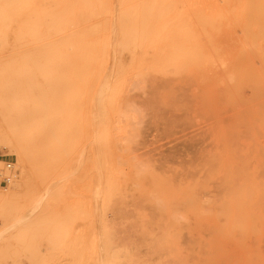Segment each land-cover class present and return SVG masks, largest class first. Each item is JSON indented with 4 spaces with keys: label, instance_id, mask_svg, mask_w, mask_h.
<instances>
[{
    "label": "rangeland",
    "instance_id": "374dc122",
    "mask_svg": "<svg viewBox=\"0 0 264 264\" xmlns=\"http://www.w3.org/2000/svg\"><path fill=\"white\" fill-rule=\"evenodd\" d=\"M135 1L0 0V264H264V0Z\"/></svg>",
    "mask_w": 264,
    "mask_h": 264
},
{
    "label": "bare ground",
    "instance_id": "6f19581e",
    "mask_svg": "<svg viewBox=\"0 0 264 264\" xmlns=\"http://www.w3.org/2000/svg\"><path fill=\"white\" fill-rule=\"evenodd\" d=\"M101 1V0H100ZM119 1H121V0H119ZM124 1V0H123ZM135 1V0H134ZM138 1V0H137ZM143 1V0H142ZM142 1H140V2H142ZM158 0H150L149 1V4H151V5H149V4H147V5H149V7H148V11L146 12V14L145 15H147V13H149V14H151V16L153 17V15H154V17L155 16H159L160 15V12H161V9H159L157 6H155L154 5V3L155 2H157ZM128 2V1H127ZM130 2V1H129ZM128 2V3H129ZM136 2V1H135ZM134 2V3H135ZM159 2V1H158ZM160 2H161V0H160ZM123 3V2H122ZM133 3V2H132ZM132 3H131V5H132ZM137 3H139V2H136V4ZM104 4V3H103ZM119 4V3H118ZM124 4V3H123ZM114 5H115V3H114ZM91 6V5H90ZM100 6V5H99ZM120 6H121V4H120ZM123 6V5H122ZM122 6H121V8H122ZM128 6V5H127ZM143 6V5H142ZM141 6V8H143ZM124 7V6H123ZM126 7V6H125ZM103 8V7H102ZM120 8V9H121ZM132 8V7H131ZM141 8H139L140 9V11H142L143 12V10H141ZM134 9V8H133ZM144 9V8H143ZM113 10H114V8H113ZM119 10V9H118ZM103 11V10H102ZM139 11V13H141ZM105 12V11H104ZM90 13V12H89ZM99 13V12H98ZM125 13V12H124ZM110 14V13H109ZM108 14V15H109ZM135 14V13H134ZM148 14V15H149ZM127 15V14H126ZM139 15V14H138ZM114 16V15H113ZM144 16V15H143ZM150 16V15H149ZM148 16V17H149ZM93 17V16H92ZM122 17H123V15H122ZM135 17V16H134ZM113 18V17H112ZM136 18H137V16H136ZM128 19H129V17H128ZM141 19V18H140ZM144 19H147V21H148V18H145L144 17ZM143 19V20H144ZM150 19V18H149ZM152 19V18H151ZM157 19V18H156ZM124 20V19H123ZM108 21V20H107ZM139 21V20H138ZM146 21V20H145ZM104 22V21H103ZM133 22V21H132ZM159 22V21H158ZM112 23H114V21L112 22ZM98 24V23H97ZM100 24V23H99ZM119 24L121 25V23L119 22ZM119 24H118V26H119ZM127 24H128V21H127ZM137 24V23H136ZM143 25H144V23H142ZM160 24V25H159ZM96 25V24H95ZM129 25H130V23H129ZM145 25H147L146 23H145ZM144 25V26H145ZM162 24H161V22H159V23H156V26H157V29L158 28H162V27H160ZM96 26H98V25H96ZM100 26V25H99ZM114 26V25H113ZM117 26V27H118ZM127 26V25H126ZM137 26V25H136ZM92 27H93V25H92ZM106 27V26H105ZM122 27H123V24H122ZM127 27H129V26H127ZM154 27V26H153ZM113 28V27H112ZM111 28V29H112ZM141 28V27H140ZM97 29V28H96ZM115 29V28H114ZM123 29V28H122ZM152 29V28H151ZM156 29V30H157ZM87 30H90V29H87ZM93 30V29H92ZM105 30H107L106 28H105ZM139 30V29H138ZM143 30H145L144 28L142 29V31ZM91 31V30H90ZM126 31H127V28H126ZM136 31V30H135ZM139 31H141V30H139ZM160 31H161V29H160ZM163 31V30H162ZM161 31V32H162ZM103 32V31H102ZM158 32H159V29H158ZM158 32H156V36H157V34H158V38L160 37L159 35L161 34V32L160 33H158ZM111 33V32H110ZM135 33V32H134ZM92 34V33H91ZM94 34V33H93ZM126 34H127V32H126ZM130 34V33H129ZM103 36V35H102ZM122 37V36H121ZM154 37V36H153ZM153 37H151V35H149V33H148V31H146L145 33L143 32V33H136V35H135V37H134V39H133V42L135 43V44H140V45H142V47L140 48L139 47V49L138 50H136V51H134V54H136V56H142V55H145V54H148V52L153 48V47H155V44L157 43V39L156 38H153ZM162 37V36H161ZM113 39V38H112ZM132 39V38H131ZM155 39V40H154ZM160 39V38H159ZM98 40V39H97ZM110 40V39H109ZM87 42V41H86ZM112 42V41H111ZM121 42V41H120ZM122 42H123V40H122ZM129 42V41H128ZM94 43V42H93ZM89 44V43H88ZM87 44V45H88ZM96 44V43H95ZM102 44V43H101ZM120 44V43H119ZM133 44V43H132ZM90 45H92V43H90ZM94 45V44H93ZM108 45H110V44H108ZM89 46V45H88ZM91 47V46H90ZM89 47V48H90ZM93 48H95V46H92ZM91 47V48H92ZM111 47H113V46H111ZM136 47H137V45H136ZM136 47H134V48H136ZM92 48V49H93ZM110 48V47H109ZM134 48H132V51H133V49ZM113 49V48H112ZM125 49V48H124ZM127 49H128V47H127ZM129 50V49H128ZM100 51H101V46H100ZM102 51H103V49H102ZM112 51V50H111ZM86 53H85V55H83L82 54V56H84V58H85V56L88 54V56H86V58L88 59V57H89V59H88V61L90 62V61H92L91 59H90V57L91 56H94L93 54H91L90 56H89V53H91V52H89L88 50H86L85 51ZM89 52V53H88ZM95 52V51H94ZM106 52V51H105ZM105 52L103 53L102 52V54H105ZM113 52V51H112ZM121 52V51H120ZM131 52V51H130ZM97 53H99V52H97ZM101 53V52H100ZM114 53V52H113ZM112 53V54H113ZM81 54V53H80ZM96 54V53H95ZM121 54V53H120ZM81 55H80V57H82ZM102 56H104V55H102ZM96 57V56H95ZM101 56L99 55V59H102V57L100 58ZM105 57V56H104ZM104 57H103V61H104ZM131 57H133V56H131ZM150 57V56H149ZM79 58V57H78ZM83 58V59H84ZM93 58V57H92ZM109 58V57H108ZM94 59H96V58H94ZM99 59H97V60H99ZM122 59V58H121ZM136 59V58H135ZM141 59V58H140ZM117 60H118V58H117ZM142 60V59H141ZM86 61V63L88 62L87 60H85ZM99 61H102V60H99ZM130 61H132V59H130ZM136 63L137 61H133V63ZM147 62H148V60H147ZM103 63V62H102ZM108 63V62H107ZM122 63L123 62H120V64L122 65ZM126 63V62H125ZM138 63V62H137ZM140 63V62H139ZM85 64V63H84ZM89 64V63H88ZM143 64V63H142ZM120 65V66H121ZM129 65H131V64H129ZM135 66V65H134ZM137 67H138V65H136ZM146 66H148V65H146ZM100 67V66H99ZM127 67V66H126ZM125 67V68H126ZM131 68V67H130ZM138 68H140V66L138 67ZM146 68V67H145ZM86 69H88V68H86ZM104 69V68H103ZM144 69V68H143ZM98 70H100L99 68H98ZM102 70V69H101ZM100 70V71H101ZM134 70V69H133ZM90 71H92V70H90ZM89 71V72H90ZM107 72V71H106ZM117 72H118V70H117ZM121 72V71H120ZM123 72V71H122ZM85 73V72H84ZM103 73H105V72H103ZM119 73V72H118ZM117 73V74H118ZM124 73V72H123ZM133 73H135V72H133ZM105 75V74H104ZM83 76H84V74H83ZM90 76V75H89ZM107 76V75H106ZM100 77V76H99ZM101 78V77H100ZM105 79H106V77H104ZM122 78V77H121ZM90 79V78H89ZM101 80V79H100ZM108 81L109 80H107V83H108ZM87 82V81H86ZM110 82V81H109ZM112 83V82H111ZM125 83V82H124ZM105 84V83H104ZM102 86H103V84H102ZM106 86V85H105ZM99 87V86H98ZM104 87V86H103ZM108 87V86H107ZM114 87V86H113ZM89 88H91V86L89 87ZM105 88V87H104ZM104 88H102V90L104 89ZM116 88V87H115ZM119 88V87H118ZM88 89V88H87ZM106 90V89H105ZM104 90V91H105ZM109 90V89H108ZM101 91V90H100ZM101 93V92H100ZM106 93H108L107 91H106ZM102 95L104 94V92L103 93H101ZM109 94V93H108ZM118 94V93H117ZM104 95H106V94H104ZM117 97V96H116ZM102 98V97H101ZM105 98V97H104ZM104 102H106V101H104ZM103 104V103H102ZM101 105V104H100ZM11 113L9 112V111H7V110H3V109H0V147H3V146H12V143L14 142L13 140L15 139L16 140V138H15V135H14V133H13V131H12V127L10 126V123H9V115H10ZM45 138V137H44ZM42 142H43V145H47L48 143H49V141H48V137H46L44 140L42 139ZM10 182V181H9Z\"/></svg>",
    "mask_w": 264,
    "mask_h": 264
},
{
    "label": "built area",
    "instance_id": "2783aa9c",
    "mask_svg": "<svg viewBox=\"0 0 264 264\" xmlns=\"http://www.w3.org/2000/svg\"><path fill=\"white\" fill-rule=\"evenodd\" d=\"M5 170L0 172V184H8L12 178V166L10 162H5Z\"/></svg>",
    "mask_w": 264,
    "mask_h": 264
}]
</instances>
